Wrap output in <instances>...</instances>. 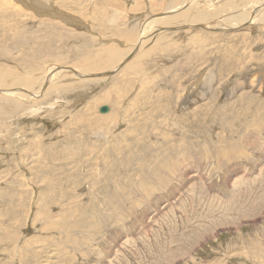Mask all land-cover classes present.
<instances>
[{"label": "rangeland", "instance_id": "obj_1", "mask_svg": "<svg viewBox=\"0 0 264 264\" xmlns=\"http://www.w3.org/2000/svg\"><path fill=\"white\" fill-rule=\"evenodd\" d=\"M226 1L0 0V264H264V23L174 29Z\"/></svg>", "mask_w": 264, "mask_h": 264}, {"label": "bare ground", "instance_id": "obj_2", "mask_svg": "<svg viewBox=\"0 0 264 264\" xmlns=\"http://www.w3.org/2000/svg\"><path fill=\"white\" fill-rule=\"evenodd\" d=\"M231 1L232 0H228V1H226V3H225V5H226V7H229L228 5L231 3ZM230 9H222L220 12V14L219 15H217V16H223V18L224 19H226V21L227 22H223V20L222 19H220V18H214L213 20H209V19H204L203 20V22H202V19L201 18H197L196 20H193V21H189V22H185L184 24H182L181 26H179V27H175L174 29H176V30H178V29H182V28H185V29H191V26H195V28H199V29H205V28H209V29H222L223 31H229L230 29L231 30H237V29H239V28H241V27H245L247 24L248 25H251L252 24V22H254V23H264V0H253L252 1V3H250L246 8H244V9H240L239 7H238V5H233L232 7H229ZM217 9L218 10H220L221 9V7L219 6V5H217V4H214L213 5V7H211V9H210V11L209 12H211V13H213V11L214 10H216V12H217ZM257 9H259L261 12L259 13V14H256V13H258V11L259 10H257ZM43 10V9H42ZM207 10V8L205 9V11ZM215 14V13H214ZM244 17V18H243ZM243 19V20H242ZM233 21H237V23L236 24H234V25H232V23H233ZM148 24L147 25H145V27H143V30H142V33L139 35V38H138V36H137V38L141 41V44H144V42L145 41H143L144 40V38H146L147 37V33H148V31H149V29L150 28H155V29H158V30H163V29H165V28H168V26L166 25V24H162V23H157V24H153L151 21H148L147 22ZM226 23H229V25L230 26H226V27H224V28H221L222 27V25L223 24H226ZM133 28V27H132ZM134 30V29H133ZM137 31V30H136ZM129 35V34H128ZM126 37H130V35L129 36H126ZM135 37V36H134ZM196 36H194V38H195ZM130 38H132V37H130ZM142 38H143V40H142ZM136 39V38H135ZM138 41V40H137ZM139 42V41H138ZM135 48V47H134ZM133 48V49H134ZM109 50V49H108ZM114 50H116V49H114ZM141 50V49H140ZM138 51V50H137ZM110 52H112V51H110ZM119 52H120V50H119ZM122 52V51H121ZM113 53V54H112ZM111 54V56H112V58H116V54H114V52H112ZM147 53H148V51H147ZM146 53V54H147ZM110 54V53H109ZM146 54H145V56H146ZM120 55V54H119ZM142 56H144V54H141ZM131 56V55H130ZM120 57V56H119ZM118 57V58H119ZM135 58V57H134ZM96 59V58H95ZM133 59V58H132ZM128 60V59H127ZM90 63V69L92 68V66H93V64H94V62H93V60H90L89 61ZM134 63V62H133ZM123 65V64H122ZM122 65H119L117 68H115V69H112L111 71H117V70H119L120 68H121V66ZM137 65V66H136ZM87 67H89V66H87ZM76 68V70L74 71V72H72V77L71 78H73L74 76H73V74L75 75V74H77L79 77L80 76H84V77H89L90 75H92V74H89V75H84V74H87V72H85L84 70H82L81 68H77V67H75ZM75 68H73V69H75ZM136 68H138V69H140V65H139V63L138 62H136L135 63V66L134 65H130L126 70H133V69H136ZM69 69L71 70L72 68H70L69 67ZM69 69H67V68H65V67H58L57 65H53V66H51V67H48V69H47V72H46V78H45V81H44V83H43V85L41 86V87H43V88H45L46 86H49L51 83H53L52 81H54V80H60V82H57V85L56 86H54L53 88H50L51 87V85H50V87H49V89H50V91L51 90H53L55 87H57L56 89H60L63 85H66L68 82L66 81V80H68L66 77L67 76H69L70 77V75H66V73L65 74H63L64 73V71L65 72H67ZM72 69V70H73ZM84 71V72H83ZM89 72V71H88ZM91 73H93L92 71H90ZM109 73L110 74H113V72H103V73H99V74H97L94 78H96L98 75H108L109 76ZM124 74H125V71L123 72ZM68 74H70V73H68ZM93 74H95V73H93ZM77 75H75V76H77ZM61 77H63V78H61ZM78 77V78H79ZM83 77V78H84ZM105 77V76H104ZM107 77V76H106ZM59 78H61V79H59ZM124 80V79H123ZM66 81V82H65ZM65 84H64V83ZM75 82H74V80H73V84H74ZM63 84V85H62ZM71 85V84H70ZM40 90H42V89H40ZM0 91H4V93H13L12 94V96H14V97H19V98H22L24 95L28 98V99H33L34 98V96H37L38 95V93L40 92H38V91H32V90H29L27 87H26V89L25 88H23V89H2V88H0ZM42 91H45V89L44 90H42ZM41 91V92H42ZM40 92V93H41ZM51 95V94H50ZM105 95H106V93H105ZM41 96H42V93H41ZM106 97H107V95H106ZM15 102L17 103V101L15 100ZM21 102V101H20ZM19 105V104H18ZM22 105V104H21ZM20 105V106H21ZM16 107V106H15ZM15 107H14V109H15ZM17 108H19V107H17ZM13 111V110H12ZM17 111V110H16ZM28 111H30L31 112V115L33 114V113H35L36 112V109H34V108H31V110H28ZM35 138V137H34ZM27 139V138H26ZM35 140V139H34ZM41 140V139H40ZM39 140V141H40ZM29 141V140H28ZM40 143V142H39ZM35 145V144H34ZM171 169H172V167H171ZM30 170V169H29ZM155 176H157V175H155ZM154 176V177H155ZM153 177V178H154ZM252 179V178H251ZM255 181V180H254ZM247 182H249L250 183V181H247ZM252 182V181H251ZM36 185V184H35ZM33 191V190H32ZM232 195V194H231ZM37 214V218H38V221L39 222H41L42 221V218H43V216H45L44 215V213H43V210H42V208L36 213ZM53 221V220H52ZM12 222H14L15 223V221H12ZM14 223L12 224V225H14ZM19 223V222H18ZM55 223V222H54ZM17 224V223H16ZM20 224H21V222H20ZM49 224L50 225H54V224H52L51 222H49ZM18 226V225H17ZM21 226V225H20ZM50 226H48V225H45L44 226V229H47V228H49ZM34 241V240H33Z\"/></svg>", "mask_w": 264, "mask_h": 264}, {"label": "water", "instance_id": "obj_3", "mask_svg": "<svg viewBox=\"0 0 264 264\" xmlns=\"http://www.w3.org/2000/svg\"><path fill=\"white\" fill-rule=\"evenodd\" d=\"M109 111V107L107 105H103L101 108H100V112L101 113H107Z\"/></svg>", "mask_w": 264, "mask_h": 264}]
</instances>
